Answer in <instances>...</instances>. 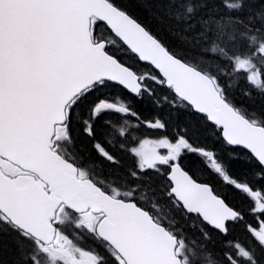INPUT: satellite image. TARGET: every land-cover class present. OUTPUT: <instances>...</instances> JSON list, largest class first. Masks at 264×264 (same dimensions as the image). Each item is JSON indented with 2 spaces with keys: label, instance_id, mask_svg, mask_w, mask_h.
<instances>
[{
  "label": "snow or ice",
  "instance_id": "6c2138e0",
  "mask_svg": "<svg viewBox=\"0 0 264 264\" xmlns=\"http://www.w3.org/2000/svg\"><path fill=\"white\" fill-rule=\"evenodd\" d=\"M0 264H264V0H0Z\"/></svg>",
  "mask_w": 264,
  "mask_h": 264
}]
</instances>
